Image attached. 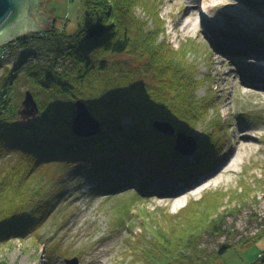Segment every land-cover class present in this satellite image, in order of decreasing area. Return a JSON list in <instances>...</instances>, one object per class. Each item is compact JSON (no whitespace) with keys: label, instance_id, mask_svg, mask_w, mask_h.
<instances>
[{"label":"trees","instance_id":"trees-1","mask_svg":"<svg viewBox=\"0 0 264 264\" xmlns=\"http://www.w3.org/2000/svg\"><path fill=\"white\" fill-rule=\"evenodd\" d=\"M139 1L84 0V21L75 33L54 28L16 41L20 52L26 53H20L15 66L5 67L0 76V242L40 238L66 188L63 182L38 174L41 171L58 168L91 175L105 170L98 177L103 186L127 158L142 165L135 170L139 176L149 172L155 178L180 180L196 176L215 159L208 139L201 142L203 147L191 163L184 164L177 150V134H194L207 112L196 97L198 73L188 61L187 45L175 50L163 40L166 29L155 5L142 0L151 10L155 28L136 15ZM36 41L39 48L47 47L44 60L35 61L38 53H27ZM118 56L135 63L118 61ZM18 77L38 103L34 120L21 110L24 94L15 92ZM77 100L84 101L101 122L103 133L98 137L79 140L74 135ZM126 119L131 123L125 124ZM158 121L171 123L176 136L156 131L153 124ZM13 158L14 164L3 166ZM124 185L116 182L113 190ZM227 198L212 195L191 205L182 217L161 216L158 224L153 223V239L130 244L125 264H217L236 246L258 242L264 237L262 219L254 238L208 251L209 239L230 236ZM53 258L51 250L48 262ZM254 264H264V253Z\"/></svg>","mask_w":264,"mask_h":264},{"label":"rangeland","instance_id":"rangeland-1","mask_svg":"<svg viewBox=\"0 0 264 264\" xmlns=\"http://www.w3.org/2000/svg\"><path fill=\"white\" fill-rule=\"evenodd\" d=\"M43 1V10L53 18L56 30L73 34L80 28L86 11L84 0ZM212 1L147 0V3L156 6L165 25L163 40H168L175 50L187 45L188 61L195 67L200 84L197 101L207 111L204 110L205 117L190 135L195 139L197 151L192 156L182 155L183 162H193L203 147L201 142L207 139L215 159L196 176L180 180L163 176L155 178L149 172L139 176L135 170L142 169V165L127 158L120 169L111 170L113 179L103 186L98 177L105 170L91 175L71 174L58 168L41 171L38 174L63 182L64 194L40 230V238L32 235L0 242V264H67V260L74 258L79 259V264H125L130 244L153 239V223L158 224L161 216L182 217L186 213L187 210L181 212L176 206V198L217 175L228 160L224 154L227 150L230 153L240 148L238 133L247 128L259 139L254 144L255 151L247 154L238 173L226 175L221 184L215 183L203 196L193 198L186 208L212 195L228 196L225 211L232 215L228 222L230 236L209 239L207 249L210 252L217 251L224 244L238 245L242 238H254L259 233V219L264 221V92L258 86H251L249 88L254 90L248 93L241 83L244 76L259 78L264 73V69H258L259 59L263 61L264 57L254 55L264 53V0H226L209 17L218 26L215 32L210 29L211 25L204 28L197 23L199 31L187 34L183 23L189 17V8L196 5L195 18L200 19L202 6H210ZM134 11L155 28L149 17L151 10L142 0ZM32 43L34 45L27 53H38L33 60L46 59L47 47L39 48L38 41ZM243 51L254 54L244 55ZM20 53V50L14 52L4 62L0 76L5 67L15 66ZM116 60L135 63L128 56H118ZM15 81L17 95H25L27 83L20 77ZM125 123H131V119H126ZM15 161L16 158L7 159L2 164L8 166ZM159 181L163 184H158ZM173 181L180 185H174ZM116 182L126 185L113 190ZM102 187L109 190L101 191ZM127 193L133 195L118 197ZM51 250L54 258L49 263L47 257ZM263 253L264 237L248 246H236L217 264H254Z\"/></svg>","mask_w":264,"mask_h":264},{"label":"water","instance_id":"water-1","mask_svg":"<svg viewBox=\"0 0 264 264\" xmlns=\"http://www.w3.org/2000/svg\"><path fill=\"white\" fill-rule=\"evenodd\" d=\"M43 0H0V47L11 44L28 34L51 33L54 20L45 14ZM21 110L29 118L39 115V106L34 94L25 92ZM126 120H124L125 123ZM126 124V123H125ZM153 127L162 134L174 136V127L168 122H155ZM73 133L79 140H90L103 133V126L82 100L75 102ZM177 150L183 156H192L197 151L193 137L186 133L177 134ZM67 264H79V259L66 261Z\"/></svg>","mask_w":264,"mask_h":264},{"label":"bare ground","instance_id":"bare-ground-1","mask_svg":"<svg viewBox=\"0 0 264 264\" xmlns=\"http://www.w3.org/2000/svg\"><path fill=\"white\" fill-rule=\"evenodd\" d=\"M224 2H226V0H213L211 2L212 5L209 6L205 4L204 7L202 6L203 14H206V17L205 15L202 14L201 15L202 17L200 16V19L197 16L195 18L196 5H192V7H190L188 10L189 17L183 23L184 31L187 34L198 32L199 31V28L197 26V23H198V25H202L204 28L208 27V25H211L210 29H212V31L215 32L218 29V26L216 25V23L213 24L209 20V17L211 18L210 15L216 11L215 8H218L217 6L223 5ZM241 53L244 55L254 54V52H248V51H245V52L243 51ZM254 55H256L257 57L260 56L259 58L264 57V53L262 54L261 52L255 53ZM258 64L260 65L258 69H264V60L262 61L261 59H259ZM263 74L264 73H262V76L260 75L261 77L259 78L258 77L255 78V77L248 76V75L244 76L241 86L242 87L244 86V90L248 93L251 90H254L252 88H249L251 86L252 87L258 86L260 87L258 89L261 92H264V77H263L264 75ZM237 138L239 140L240 148H238V150L237 149L231 150L230 153L228 150L226 151V153L224 154V157H227L228 160L226 164L220 169L218 173L219 175L218 174L213 175L212 178L208 179L207 181H204L202 184L198 185L196 188L187 190V192L182 193L176 198L175 204L180 209L181 212H184L187 210L186 207L188 206V203L192 201L193 198L203 196L208 190H210L213 186H215V183H217V185L221 184L222 183L221 181H223L222 179L226 175L238 173V169L244 164V161L247 158V154H251L250 152L255 151L254 144L257 143L259 139L254 133H252V130L248 128L241 129V131H239L238 133ZM186 163H187V160L184 162V164ZM173 182H175L174 185L179 184L176 181H173ZM158 184L162 185L163 182L159 181Z\"/></svg>","mask_w":264,"mask_h":264},{"label":"built area","instance_id":"built-area-1","mask_svg":"<svg viewBox=\"0 0 264 264\" xmlns=\"http://www.w3.org/2000/svg\"><path fill=\"white\" fill-rule=\"evenodd\" d=\"M19 50L20 46L16 42L0 47V64L7 62L12 57L13 53Z\"/></svg>","mask_w":264,"mask_h":264}]
</instances>
